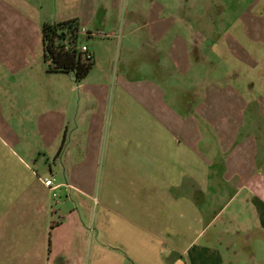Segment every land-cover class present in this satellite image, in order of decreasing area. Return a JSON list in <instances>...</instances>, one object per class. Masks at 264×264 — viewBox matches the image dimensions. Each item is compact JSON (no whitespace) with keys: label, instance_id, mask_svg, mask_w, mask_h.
<instances>
[{"label":"crops","instance_id":"1","mask_svg":"<svg viewBox=\"0 0 264 264\" xmlns=\"http://www.w3.org/2000/svg\"><path fill=\"white\" fill-rule=\"evenodd\" d=\"M192 1L0 0V264H264V0ZM73 18L81 81L41 36Z\"/></svg>","mask_w":264,"mask_h":264},{"label":"trees","instance_id":"2","mask_svg":"<svg viewBox=\"0 0 264 264\" xmlns=\"http://www.w3.org/2000/svg\"><path fill=\"white\" fill-rule=\"evenodd\" d=\"M80 29L81 25L76 18L42 24L41 36L48 72L68 73L76 81H81L92 69V52L78 50L89 39L90 33L80 34ZM87 54L91 57L87 58Z\"/></svg>","mask_w":264,"mask_h":264},{"label":"rangeland","instance_id":"3","mask_svg":"<svg viewBox=\"0 0 264 264\" xmlns=\"http://www.w3.org/2000/svg\"><path fill=\"white\" fill-rule=\"evenodd\" d=\"M253 1L254 0H193L192 9H194L196 14L204 11L205 9H208L211 15L210 19L213 21L214 26L217 25L220 30L225 28L226 30H229L230 32H232L233 25H234L233 21L236 19V17L240 13L248 9L252 5ZM144 2H147V0H144ZM211 44H212L211 42H208V45H211ZM212 49H213V52H216V48H212ZM212 58L213 59L211 61H213L216 66V69L214 71L219 73V76H220V72L224 71L226 67V64L224 63L225 60L222 58V56H218L216 54H214ZM214 75L216 76L218 74H214ZM251 246L253 248V251H252L253 254L261 250L259 246H257V243H255V245L251 243ZM252 253L251 252H249V254L245 253L246 255H248L247 260H245V258L243 257H240L239 261L237 262V260L233 258L234 259L233 263L247 264L246 261H248V264H249V262H252L254 260L251 257Z\"/></svg>","mask_w":264,"mask_h":264},{"label":"built area","instance_id":"4","mask_svg":"<svg viewBox=\"0 0 264 264\" xmlns=\"http://www.w3.org/2000/svg\"><path fill=\"white\" fill-rule=\"evenodd\" d=\"M79 32H80V34H83V35L88 33V31L84 27H81ZM78 50H80L82 52H86V53L90 52L88 47L86 46V44L80 45L78 47ZM90 57H91V55L87 54V58H90ZM42 183L46 188H48L49 190H53V191L56 190L59 186V184L56 182V178L53 176L42 179ZM53 195L56 196L57 193L54 192Z\"/></svg>","mask_w":264,"mask_h":264}]
</instances>
